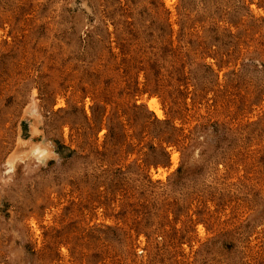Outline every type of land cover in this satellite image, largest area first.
Wrapping results in <instances>:
<instances>
[{
    "label": "rangeland",
    "instance_id": "1",
    "mask_svg": "<svg viewBox=\"0 0 264 264\" xmlns=\"http://www.w3.org/2000/svg\"><path fill=\"white\" fill-rule=\"evenodd\" d=\"M0 264H264V0H0Z\"/></svg>",
    "mask_w": 264,
    "mask_h": 264
},
{
    "label": "bare ground",
    "instance_id": "2",
    "mask_svg": "<svg viewBox=\"0 0 264 264\" xmlns=\"http://www.w3.org/2000/svg\"><path fill=\"white\" fill-rule=\"evenodd\" d=\"M150 105H151L152 110L155 112V114H156L158 117H161V116H162V115H161V112H160V110L158 109V107L156 106L155 102H151ZM175 159H176V157H174V160H175Z\"/></svg>",
    "mask_w": 264,
    "mask_h": 264
}]
</instances>
